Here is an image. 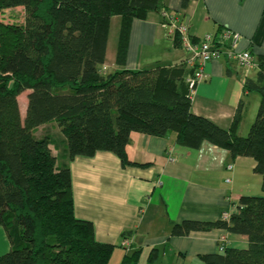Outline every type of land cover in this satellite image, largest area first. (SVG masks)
<instances>
[{
	"label": "trees",
	"instance_id": "16d2710c",
	"mask_svg": "<svg viewBox=\"0 0 264 264\" xmlns=\"http://www.w3.org/2000/svg\"><path fill=\"white\" fill-rule=\"evenodd\" d=\"M192 0H182L185 9ZM22 8L24 22L0 21V227L10 244L0 264H108L115 246L95 240L93 226L73 214L68 163L77 156L110 152L124 167L131 133L157 138L169 133L178 146L198 150L205 142L232 160L251 158L262 196L241 197L228 220H185L171 236L221 229L245 236L246 249L199 257L203 264H264V57L245 94L260 100L247 135H237L244 114L240 100L230 128L191 111L181 63L146 70L125 69L131 25L165 11L160 0H0V13ZM119 17L115 64L104 74L110 21ZM179 47V42L174 43ZM27 92L21 116L18 96ZM55 123L58 138L33 131ZM55 139V140H54ZM54 141H56L54 144ZM151 251L148 262H153ZM140 251L121 264H138Z\"/></svg>",
	"mask_w": 264,
	"mask_h": 264
},
{
	"label": "crops",
	"instance_id": "0c3cea01",
	"mask_svg": "<svg viewBox=\"0 0 264 264\" xmlns=\"http://www.w3.org/2000/svg\"><path fill=\"white\" fill-rule=\"evenodd\" d=\"M160 2L168 14L185 19L191 37L201 39L230 30L240 35L237 51H248L255 59L264 57V0H192L185 9L181 8L182 0ZM162 22L157 13L132 22L125 69L172 67L184 61L182 49L166 38ZM109 34L105 62L100 67L104 74L121 69L115 64L119 28L114 59L111 55L108 61V55L113 54L109 51ZM205 73L207 80L192 94L191 111L228 130L243 100L244 114L237 126V135L242 136L252 124L250 108L246 109L251 93L245 94L243 85L247 78L255 77L256 70L246 72L221 58L207 63ZM26 106L27 100L23 114L20 109L22 117ZM56 128L54 134H59ZM42 130L40 137L49 135ZM175 140L174 133L163 138L131 133L125 148L130 164L124 167L110 152L75 157L68 163L75 218L90 222L95 240L114 245L115 252L129 255L140 251L138 264L148 262L151 251H155V258L148 264H187L202 262L200 256L216 253L221 245L246 249L245 236L221 229L171 236L174 225L185 220L214 222L225 213H233L241 197L258 196L261 191V178L253 172L251 158L232 160L227 151L207 142L198 150H190L178 146ZM169 156L175 161L169 162ZM229 165L231 170H227ZM9 249L0 227V256Z\"/></svg>",
	"mask_w": 264,
	"mask_h": 264
},
{
	"label": "built area",
	"instance_id": "2783aa9c",
	"mask_svg": "<svg viewBox=\"0 0 264 264\" xmlns=\"http://www.w3.org/2000/svg\"><path fill=\"white\" fill-rule=\"evenodd\" d=\"M160 16L166 30V38L173 44L178 40L179 47L185 55L182 64L190 71L185 78V83L191 97L197 85L207 80L205 66L211 61L225 58L229 62L236 63L246 72L256 68L254 57L250 52L237 51L239 34L223 29L215 35L208 34L201 39H195L189 35L188 25L184 18L168 14L166 11H162ZM168 161L174 162L175 158L169 156ZM231 169L232 166L229 165L227 170ZM229 182L230 180L226 179V183ZM229 217L230 214L225 213L221 219L228 220ZM218 250L222 252L224 246L221 245Z\"/></svg>",
	"mask_w": 264,
	"mask_h": 264
},
{
	"label": "rangeland",
	"instance_id": "374dc122",
	"mask_svg": "<svg viewBox=\"0 0 264 264\" xmlns=\"http://www.w3.org/2000/svg\"><path fill=\"white\" fill-rule=\"evenodd\" d=\"M114 19H116V21L113 20V22L111 23L110 34H109V44H110L109 51L112 50L113 54L108 55V58H107L108 61L110 60L111 55H113L112 59H114V46L116 44V37H117L118 28H119V18L116 17ZM0 21L2 23H4V24H18V25L23 24V22H24L23 9L18 7V8L5 10V11L1 12L0 13ZM26 96H27V93H22L19 96L20 109H21L22 114L24 112V105H25L26 100H27ZM259 100H260V98H259V96L256 93H251L250 97H249V100H247L248 104H247L246 109L248 110L250 108L248 115L250 114V119L249 120L252 123L255 120V116H256V111H257V108H258ZM23 102H24V104H23ZM250 125H251V123H250ZM56 127L57 126H56L55 123L54 124L43 125L40 128H38V129L33 131V136L35 138H40V136L43 135V133H44V132L42 133V131H43L42 129H45V131H47V133H49V136L52 139L55 138V137L58 138L59 134H54V132L57 131ZM248 130H249V128L247 129V131H245V133L242 135V137L247 135ZM55 142L56 141H54V144H56ZM256 195L262 196L263 193L261 191H258V193ZM125 255H127L125 253V251H116V252L114 251V253L112 254L111 259H110L108 264H121L122 259H123V257ZM140 264H148V262L145 261V260H142V262H140ZM187 264H203V263L196 260L194 262L187 263Z\"/></svg>",
	"mask_w": 264,
	"mask_h": 264
}]
</instances>
